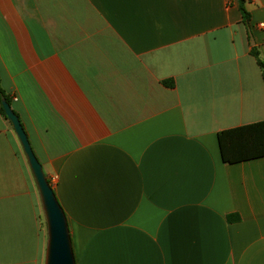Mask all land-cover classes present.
<instances>
[{"label": "crops", "instance_id": "crops-1", "mask_svg": "<svg viewBox=\"0 0 264 264\" xmlns=\"http://www.w3.org/2000/svg\"><path fill=\"white\" fill-rule=\"evenodd\" d=\"M247 8L249 25L238 0H0L1 85L77 264H264V156L226 163L218 140L264 119V0ZM41 203L0 108V241L24 238L23 264Z\"/></svg>", "mask_w": 264, "mask_h": 264}, {"label": "water", "instance_id": "water-1", "mask_svg": "<svg viewBox=\"0 0 264 264\" xmlns=\"http://www.w3.org/2000/svg\"><path fill=\"white\" fill-rule=\"evenodd\" d=\"M251 39L254 43L252 34ZM1 102L20 139L40 193L48 230L45 264H77L66 212L31 146L19 116L6 98L3 97Z\"/></svg>", "mask_w": 264, "mask_h": 264}, {"label": "trees", "instance_id": "trees-1", "mask_svg": "<svg viewBox=\"0 0 264 264\" xmlns=\"http://www.w3.org/2000/svg\"><path fill=\"white\" fill-rule=\"evenodd\" d=\"M238 1L239 9L243 16V21L246 25H249L251 13L247 8L248 0ZM251 54L256 58L258 65L262 69V75L264 79V60L260 57L259 50L254 47L251 51ZM164 83L168 85L173 84L172 82L168 81H165ZM3 97L11 103L10 95L7 94L2 88L0 77V108L2 113L6 116L5 110L1 102ZM218 140L220 144L222 158L226 163H237L245 160L263 157L264 119L221 130L218 133Z\"/></svg>", "mask_w": 264, "mask_h": 264}, {"label": "rangeland", "instance_id": "rangeland-1", "mask_svg": "<svg viewBox=\"0 0 264 264\" xmlns=\"http://www.w3.org/2000/svg\"><path fill=\"white\" fill-rule=\"evenodd\" d=\"M40 221H41V226L43 229V235L40 234L38 241L37 239H35V248L32 253L34 258L37 259L38 257L39 260L36 263L31 262L30 264H40L41 263L40 261L43 258V256H44V263H45L46 254L43 255V253H46L48 230H47V222H46V217L43 211L42 203L40 207ZM24 244H26V240H24V238L20 240L16 232H15V235H11V234L8 235V233L4 231V237L0 241L1 259L5 260L6 257L11 255L12 257H15V259L17 258L16 259L17 261L15 262V264H23L24 262L23 255H21L19 251H20V248Z\"/></svg>", "mask_w": 264, "mask_h": 264}]
</instances>
